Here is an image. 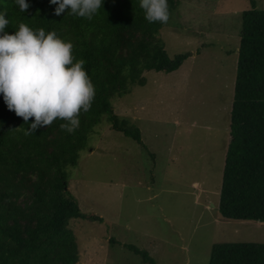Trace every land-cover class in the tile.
<instances>
[{"label":"rangeland","instance_id":"rangeland-1","mask_svg":"<svg viewBox=\"0 0 264 264\" xmlns=\"http://www.w3.org/2000/svg\"><path fill=\"white\" fill-rule=\"evenodd\" d=\"M248 7L249 0H180L159 35L169 55H192L173 71L147 70L144 84L111 98L144 145L102 117L67 168L81 211L98 216L69 220L75 264H207L214 242H264V220L225 218L217 209Z\"/></svg>","mask_w":264,"mask_h":264},{"label":"trees","instance_id":"trees-1","mask_svg":"<svg viewBox=\"0 0 264 264\" xmlns=\"http://www.w3.org/2000/svg\"><path fill=\"white\" fill-rule=\"evenodd\" d=\"M180 0H167L169 12ZM241 12L229 134L221 174L217 209L222 217L264 220V8ZM21 12L16 0H0V13L14 34L24 23L34 31L55 32L73 45L76 61L94 87L89 111L79 115L73 133L64 121L29 131L28 124L7 108L0 94V264H75L76 236L71 217L98 218L81 211L67 188V168L76 164L94 126L105 117L111 127L144 145L139 127L120 118L111 98L146 82L147 70L173 71L191 51L169 55L159 35L160 22L145 19L140 0H102L92 19L66 9L57 16L50 0H26ZM199 52V49H196ZM149 262L146 249L125 244ZM207 264H264L262 241H218Z\"/></svg>","mask_w":264,"mask_h":264},{"label":"clouds","instance_id":"clouds-1","mask_svg":"<svg viewBox=\"0 0 264 264\" xmlns=\"http://www.w3.org/2000/svg\"><path fill=\"white\" fill-rule=\"evenodd\" d=\"M21 12L30 5L16 0ZM57 5L54 14L70 13L89 20L101 7L102 0H50ZM149 23L166 24L170 18L167 0H140ZM9 21L0 13V94L10 111L25 123L34 118L28 133L50 126L60 119L61 130L73 133L79 126L81 112L89 111L95 87L76 61L73 45L43 28L34 31L24 23L14 34L5 32Z\"/></svg>","mask_w":264,"mask_h":264}]
</instances>
